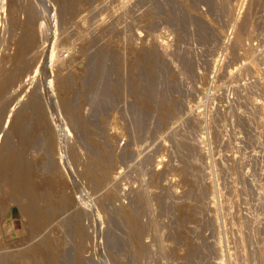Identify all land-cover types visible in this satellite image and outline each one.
I'll use <instances>...</instances> for the list:
<instances>
[{
	"label": "rangeland",
	"instance_id": "rangeland-1",
	"mask_svg": "<svg viewBox=\"0 0 264 264\" xmlns=\"http://www.w3.org/2000/svg\"><path fill=\"white\" fill-rule=\"evenodd\" d=\"M4 1L0 264H264V0Z\"/></svg>",
	"mask_w": 264,
	"mask_h": 264
},
{
	"label": "bare ground",
	"instance_id": "bare-ground-1",
	"mask_svg": "<svg viewBox=\"0 0 264 264\" xmlns=\"http://www.w3.org/2000/svg\"><path fill=\"white\" fill-rule=\"evenodd\" d=\"M4 1V0H3ZM9 1V0H8ZM14 1L15 0H12V1H10V3H12L13 5H15V3H16V1H15V3H14ZM4 2H6V1H4ZM7 3V2H6ZM19 3V2H18ZM8 5H10V4H8ZM12 5V6H13ZM20 5V4H19ZM22 5V4H21ZM26 5H28V4H26ZM4 6V5H3ZM29 6H31V8L33 9L34 7L32 6V4L31 5H28V7ZM0 8H2V7H0ZM11 8H13V7H11ZM10 8V9H11ZM17 8V7H16ZM16 8H15V10H16ZM25 8V7H24ZM30 8V7H29ZM30 8V9H31ZM14 9V8H13ZM13 9H11V10H13ZM18 9V8H17ZM29 9V11H33V10H30ZM19 10H22V7H21V9L19 8ZM2 11V10H1ZM24 11H28V9L26 8V10H24ZM13 12V11H12ZM14 13V12H13ZM29 13H33V12H29ZM27 14H28V12H27ZM34 14V13H33ZM30 14H28V15H26V19H28V22L26 23V25L24 26V34H25V38H24V42H25V46L22 44V46H24V48L23 49H20L19 51H18V55H16L17 57L16 58H21L23 55H25V53L29 50V48H30V46L34 43L33 42V37H31V29H32V24L35 22V21H33V20H36V19H31L30 21H29V18H31L33 15H31V17H28ZM37 14L35 13V15L34 16H36ZM0 16H2V14L0 15ZM28 17V18H27ZM3 18V17H2ZM35 18V17H34ZM25 21H27V20H25ZM5 22V21H4ZM2 24V23H1ZM0 24V25H1ZM4 30V29H3ZM33 32V31H32ZM23 34V35H24ZM34 34V33H33ZM4 35V34H3ZM23 35H21V36H23ZM33 36V35H32ZM1 37V36H0ZM21 38V37H20ZM31 38V39H30ZM4 39V38H3ZM32 40V41H31ZM23 40L21 39V42H22ZM20 42V43H21ZM34 46V45H33ZM32 47V46H31ZM36 47H38V46H36ZM35 48V47H34ZM19 49V48H18ZM18 49H16V50H18ZM17 53V52H16ZM14 81H15V76H14V74L13 73H9L6 77H5V79H4V81H3V85L0 87V93L2 94V93H4L5 91H6V89L10 86V85H12V84H14ZM6 93V92H5ZM1 96V95H0ZM34 98V97H33ZM32 102V101H31ZM36 102H38V101H36ZM37 107V106H36ZM38 108H39V106H38ZM36 111H38V110H36ZM37 113H39V111L37 112ZM40 115V114H39ZM38 115V116H39ZM40 116H42V115H40ZM39 116V117H40ZM37 119V118H36ZM42 119V118H41ZM41 119H39V120H41ZM36 124V123H35ZM38 124V123H37ZM37 126L38 125H36V128H37ZM45 126V125H44ZM38 129V128H37ZM42 131H43V129H42ZM49 134V133H48ZM27 139V138H26ZM29 140V139H28ZM28 140H27V142L26 143H28ZM23 141V140H22ZM25 143V142H24ZM6 158V157H5ZM15 158V157H14ZM13 158V159H14ZM7 159V158H6ZM18 159V158H17ZM3 160H5V159H3ZM8 161V160H7ZM13 161V160H12ZM15 161V160H14ZM14 161H13V163H14ZM2 162V161H1ZM19 162V161H18ZM89 162V161H88ZM6 163V162H5ZM9 163V162H8ZM17 164V163H16ZM18 164H20V162L18 163ZM24 165V164H23ZM91 165V164H90ZM1 166V165H0ZM2 166H4V165H2ZM30 167V166H29ZM5 168V167H4ZM8 168V167H7ZM18 168V167H17ZM15 169V168H14ZM14 169H12L13 171H14ZM98 169V168H97ZM38 170V169H37ZM17 171L18 170H15L14 171V175L12 176V181H11V183H10V190H13V191H15V196L17 195V197H19L18 196V194L17 193H20V188L22 187V189L23 190H25V192H22L21 191V193H24V195L23 196H25V197H22V196H20V198H22V199H24V201L22 202L23 203V205H22V208H23V210H24V212H26L31 218H32V220H33V213H34V211H33V208H32V200H33V194L36 192L35 191V187H33V188H31V186L30 185H28L30 182L29 181H25L24 180V182H29L28 184L27 183H23L22 182V179L25 177L24 175H25V173H27L26 171H24V174L22 173V171H20L21 173H17ZM18 171V172H19ZM95 171V170H94ZM38 172V171H37ZM107 172V171H106ZM27 175V174H26ZM30 175V174H29ZM28 175V176H29ZM24 176V177H23ZM27 177V176H26ZM19 178V179H18ZM97 179V178H96ZM30 180V179H29ZM46 180V179H45ZM48 181H49V179H47ZM47 181V182H48ZM45 183H46V181H45ZM27 184V185H26ZM95 185V184H94ZM54 186V185H53ZM24 187V188H23ZM26 188V189H25ZM37 188V187H36ZM39 188V187H38ZM37 188V189H38ZM33 195V196H32ZM49 196V195H48ZM110 198V197H109ZM132 216V215H131ZM35 220V219H34ZM136 220V219H135ZM36 223V222H35ZM31 226H33L32 224H31ZM244 226V225H243ZM34 227V226H33ZM80 229V228H79ZM32 231V230H31ZM79 232V231H78ZM50 244V243H49ZM31 250L33 251V252H37V251H39V252H42V255H43V253L47 256V253H49L50 251L49 250H51V246L50 245H48V244H37L36 246H33V249L31 248ZM40 254V253H39ZM18 257H20V256H18ZM26 257H23V256H21L20 258H19V261L20 262H22L23 264H26V259H25ZM48 258H50V256H48ZM29 259V258H28ZM52 258H50V260H51ZM14 260H16V259H14ZM48 260V259H47ZM53 260V259H52ZM51 260V261H52ZM261 260H263V259H261ZM28 261V260H27ZM51 261H48V262H51ZM34 262V261H33ZM36 262V261H35ZM53 262H54V260H53ZM53 262H51V264H55V263H53ZM6 263V262H5ZM29 263V262H28ZM35 264V263H34ZM49 264V263H48Z\"/></svg>",
	"mask_w": 264,
	"mask_h": 264
}]
</instances>
